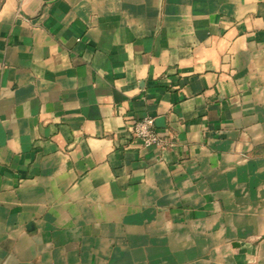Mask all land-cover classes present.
<instances>
[{"label": "crops", "instance_id": "obj_1", "mask_svg": "<svg viewBox=\"0 0 264 264\" xmlns=\"http://www.w3.org/2000/svg\"><path fill=\"white\" fill-rule=\"evenodd\" d=\"M0 264H264V0H6Z\"/></svg>", "mask_w": 264, "mask_h": 264}, {"label": "built area", "instance_id": "obj_2", "mask_svg": "<svg viewBox=\"0 0 264 264\" xmlns=\"http://www.w3.org/2000/svg\"><path fill=\"white\" fill-rule=\"evenodd\" d=\"M5 2L6 0H0V10ZM131 137L133 142L144 146H156L162 149L173 146L170 138L161 133L156 125L155 117H145L136 121L131 131Z\"/></svg>", "mask_w": 264, "mask_h": 264}]
</instances>
